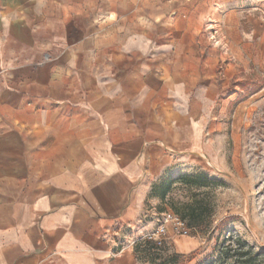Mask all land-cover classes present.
Listing matches in <instances>:
<instances>
[{"label": "crops", "instance_id": "1", "mask_svg": "<svg viewBox=\"0 0 264 264\" xmlns=\"http://www.w3.org/2000/svg\"><path fill=\"white\" fill-rule=\"evenodd\" d=\"M218 2L253 41V0ZM193 7L0 0V264H140L126 227L212 148L218 92L194 76L208 47L195 44ZM187 239L167 237L181 256L197 248Z\"/></svg>", "mask_w": 264, "mask_h": 264}, {"label": "rangeland", "instance_id": "2", "mask_svg": "<svg viewBox=\"0 0 264 264\" xmlns=\"http://www.w3.org/2000/svg\"><path fill=\"white\" fill-rule=\"evenodd\" d=\"M205 1L194 0L190 23L195 44L208 47L199 54L205 64L194 76L216 81L218 92L211 107L212 148L195 150L179 171L183 175L155 191L162 195L159 212L182 213L198 205L205 222L187 239L197 244L189 255H175L167 239L141 240L135 246L140 264H182L190 258L192 264H253V252L263 254L258 264H264V0H253V41L241 35L244 18L223 15L218 0L209 8ZM224 44L241 51L231 54Z\"/></svg>", "mask_w": 264, "mask_h": 264}, {"label": "built area", "instance_id": "3", "mask_svg": "<svg viewBox=\"0 0 264 264\" xmlns=\"http://www.w3.org/2000/svg\"><path fill=\"white\" fill-rule=\"evenodd\" d=\"M147 224H152V229L150 231L141 230L138 235L136 229ZM126 228L128 233L123 237V241L133 246L141 240L161 243L167 239L170 232L177 237H189L192 233V229L188 228L178 216L172 212H159L155 206L138 220L136 227L127 226Z\"/></svg>", "mask_w": 264, "mask_h": 264}, {"label": "trees", "instance_id": "4", "mask_svg": "<svg viewBox=\"0 0 264 264\" xmlns=\"http://www.w3.org/2000/svg\"><path fill=\"white\" fill-rule=\"evenodd\" d=\"M187 181L194 180L192 178H185ZM174 215L178 216L181 220H183L187 227L192 229V231H196L199 229L202 231L203 225H204V214H205V209L200 208L198 205H187L186 210L182 213H174ZM233 256H237L239 258L240 255L234 254ZM263 256L262 253H254L253 252V264H258L259 258ZM241 257V256H240ZM192 261L190 258L187 262ZM248 261H242V264H247ZM185 264V263H182Z\"/></svg>", "mask_w": 264, "mask_h": 264}, {"label": "bare ground", "instance_id": "5", "mask_svg": "<svg viewBox=\"0 0 264 264\" xmlns=\"http://www.w3.org/2000/svg\"><path fill=\"white\" fill-rule=\"evenodd\" d=\"M193 243H194V241H193Z\"/></svg>", "mask_w": 264, "mask_h": 264}]
</instances>
